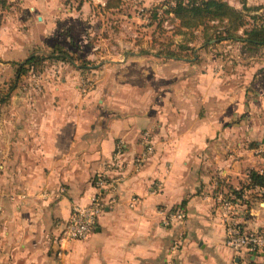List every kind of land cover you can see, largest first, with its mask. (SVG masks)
<instances>
[{"label":"crops","instance_id":"crops-1","mask_svg":"<svg viewBox=\"0 0 264 264\" xmlns=\"http://www.w3.org/2000/svg\"><path fill=\"white\" fill-rule=\"evenodd\" d=\"M106 2L0 0V85L57 43L97 66L47 62L0 103V264H264V250L226 244L219 210L220 193L250 190L249 173L264 174V92L253 68L207 45L175 42L179 57L169 58L160 42L109 41L104 33L119 31L101 20L119 9ZM119 144L122 169L112 167ZM103 175L112 188L93 232L60 244L61 225ZM244 202L243 227L264 232V198ZM159 209L185 219L165 226Z\"/></svg>","mask_w":264,"mask_h":264},{"label":"trees","instance_id":"trees-1","mask_svg":"<svg viewBox=\"0 0 264 264\" xmlns=\"http://www.w3.org/2000/svg\"><path fill=\"white\" fill-rule=\"evenodd\" d=\"M125 0H107L103 6L104 9L115 11L120 9ZM243 10L248 11L250 8L243 2ZM243 10L231 6L223 0H168L163 3L160 8H153L150 11V25L155 23V20L161 18L158 23V28L161 29L160 34L165 33L161 27V22L164 16L173 15L178 21L179 25L176 34H187L186 30H194L199 27L203 31H208L209 28L215 29L217 38H210L209 41L223 42V41H239L242 42L245 48L253 51L264 46V23L259 25L255 20L259 19L258 15L249 17ZM162 13H161V12ZM254 20L251 24L248 20ZM213 22V26L209 23ZM217 23V24H216ZM166 45L167 57H179V54L169 48L173 43L171 38L167 42H160ZM166 43V44H165ZM173 45V44H172ZM73 48L80 49L81 46L73 42ZM63 61L74 64L78 69L88 71L97 66L86 57L71 48H67L61 44H55L49 49L47 53H41L40 50H34L33 53L24 61V63H16L18 71L16 80L9 83L8 88L0 87V103L3 104L8 101L17 83L22 75H28L29 71L38 72L43 70L47 62ZM252 186H264V174L253 170L249 173Z\"/></svg>","mask_w":264,"mask_h":264},{"label":"rangeland","instance_id":"rangeland-1","mask_svg":"<svg viewBox=\"0 0 264 264\" xmlns=\"http://www.w3.org/2000/svg\"><path fill=\"white\" fill-rule=\"evenodd\" d=\"M165 1L168 0H125L116 15H113V17H108L106 15V18H103L101 20L102 23H105L107 25V28L109 30H118V36H115L114 34H112V36H109L107 33L104 34L106 35L107 39H109V41L112 40V42H116V37H120L123 42L136 41L137 43L167 42L171 38V40H173L172 44H175V42H177L178 44H183L185 42L188 44L191 42L193 45L197 46L207 45V49L215 50L212 53H215L218 57H223L228 61H243L242 65L247 66L246 70H251L253 68V74L255 75L254 79H256V86L264 92V46L251 51L245 48V45L239 41H223L218 43L215 39L213 41H209L210 38H217L218 36L215 33V29L213 30L212 28H209L208 31H203V28L201 27L190 31L186 30L185 32H187V34L184 35H175L174 33L173 35L171 33L167 34V29H169L170 27L175 28L178 25V21H176L170 15L164 16L162 19L161 27L163 30H165V33L161 35L159 32L161 31V29L158 28V23L160 22L161 18L155 20V23L150 26L151 15L149 14L150 11L148 10H152L153 8L161 9V6ZM223 1L240 10H243V2L245 1L246 6L250 8V10L246 12L245 10H243L245 14H249V17L258 15L260 18L255 20V23L259 25L264 23V0ZM141 16H144L145 19L142 20ZM248 20L251 24H253V19L248 18ZM213 24L214 23L211 22L209 23V26H213ZM92 39L93 42L102 41L101 37H98V35H95L94 37H92ZM211 43L219 45L222 44L221 46L223 47L210 48L209 45ZM41 49H43L42 51H40L41 53H47L49 52L50 48L44 46L43 48H40V50ZM79 50H81V48ZM3 86L4 85L2 84L0 85V87Z\"/></svg>","mask_w":264,"mask_h":264},{"label":"built area","instance_id":"built-area-1","mask_svg":"<svg viewBox=\"0 0 264 264\" xmlns=\"http://www.w3.org/2000/svg\"><path fill=\"white\" fill-rule=\"evenodd\" d=\"M150 151H152V147L149 146L148 152ZM124 154L121 144L117 145L112 158V167L123 168ZM138 161L142 160L139 158ZM95 185L97 192L91 202L86 206H75L69 219L61 225V231L57 236L60 244L87 239L93 232L98 217L107 205L105 191L112 188V183L103 175L95 181ZM249 193L264 198V186H254L250 190L242 192L220 193L219 210L226 228V244L237 253L246 252L251 255L264 250V232L246 230L241 223V214L245 212L241 211V208L245 204L244 200L249 199L252 195ZM159 213L163 216L164 225L168 227L176 221L185 219V213L180 209H159ZM174 248H177L176 244Z\"/></svg>","mask_w":264,"mask_h":264}]
</instances>
